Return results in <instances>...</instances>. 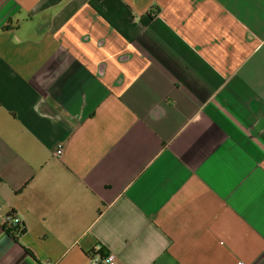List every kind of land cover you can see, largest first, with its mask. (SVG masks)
Returning a JSON list of instances; mask_svg holds the SVG:
<instances>
[{"label": "crops", "instance_id": "crops-1", "mask_svg": "<svg viewBox=\"0 0 264 264\" xmlns=\"http://www.w3.org/2000/svg\"><path fill=\"white\" fill-rule=\"evenodd\" d=\"M97 243L264 264V0H0V264Z\"/></svg>", "mask_w": 264, "mask_h": 264}, {"label": "trees", "instance_id": "trees-1", "mask_svg": "<svg viewBox=\"0 0 264 264\" xmlns=\"http://www.w3.org/2000/svg\"><path fill=\"white\" fill-rule=\"evenodd\" d=\"M26 231V227L23 223L18 222L15 226L8 229V232H10L14 237H16L19 234H22ZM97 246H99V249H97ZM109 250L102 244L97 243L91 250H90V260L92 261L99 257V262L97 264H107L105 262V259L109 255Z\"/></svg>", "mask_w": 264, "mask_h": 264}, {"label": "built area", "instance_id": "built-area-1", "mask_svg": "<svg viewBox=\"0 0 264 264\" xmlns=\"http://www.w3.org/2000/svg\"><path fill=\"white\" fill-rule=\"evenodd\" d=\"M63 153V149L62 147H59L56 150V155L57 156H61ZM18 222H21L20 219L14 215H8L6 217V227L7 229H10L11 227L15 226ZM97 249H99V246H97ZM99 262V257H96L91 264H97ZM105 262L107 264H115V256L111 253H109V255L107 256V258L105 259ZM236 264H246L244 261L242 260H238Z\"/></svg>", "mask_w": 264, "mask_h": 264}]
</instances>
